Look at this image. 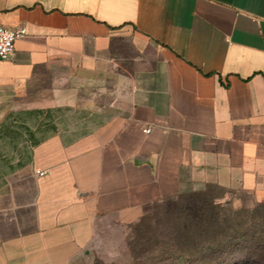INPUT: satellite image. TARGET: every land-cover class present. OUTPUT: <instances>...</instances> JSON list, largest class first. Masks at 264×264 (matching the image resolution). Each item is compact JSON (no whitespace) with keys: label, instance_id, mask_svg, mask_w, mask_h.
I'll return each instance as SVG.
<instances>
[{"label":"crops","instance_id":"crops-1","mask_svg":"<svg viewBox=\"0 0 264 264\" xmlns=\"http://www.w3.org/2000/svg\"><path fill=\"white\" fill-rule=\"evenodd\" d=\"M0 24L28 30L0 61V137L27 131L0 264H97L115 224L210 185L264 202V0H0Z\"/></svg>","mask_w":264,"mask_h":264},{"label":"rangeland","instance_id":"rangeland-1","mask_svg":"<svg viewBox=\"0 0 264 264\" xmlns=\"http://www.w3.org/2000/svg\"><path fill=\"white\" fill-rule=\"evenodd\" d=\"M16 128L14 141H9L5 135L0 137V154L6 156L0 159L2 167L7 165L10 156L12 161L26 156L21 155L27 135L26 128ZM0 178L3 179V176L0 175ZM180 197L176 200L183 206L203 209L213 207L219 214L228 216L231 222H244L242 233L251 229L255 241L262 237L264 242V203L256 202L251 196L210 185L202 190L181 193ZM167 202H156L149 206L135 222L115 224L108 229L98 241L97 264H204L200 262L203 260L200 248L196 255H188V251L193 252L195 249L183 248L182 251L176 247H167L170 243V229L175 221L174 212L168 210ZM156 239L161 240V247L155 246ZM259 254L264 259V250ZM243 257L238 252L237 259ZM256 264L264 263L257 261Z\"/></svg>","mask_w":264,"mask_h":264},{"label":"trees","instance_id":"trees-1","mask_svg":"<svg viewBox=\"0 0 264 264\" xmlns=\"http://www.w3.org/2000/svg\"><path fill=\"white\" fill-rule=\"evenodd\" d=\"M180 196L181 193L158 201H168L166 206L174 212L175 217L167 247H176L179 250L194 248L193 252L188 251V255H196L201 251L203 260L200 262L204 264L264 263L263 255L259 254L264 250L263 238L255 241V234L251 229L242 233L244 222H231L228 216L219 214L213 207L203 209L191 205L183 206L176 200ZM160 243L161 240L156 239L155 246L161 247ZM238 252L244 256L243 259H237Z\"/></svg>","mask_w":264,"mask_h":264},{"label":"built area","instance_id":"built-area-1","mask_svg":"<svg viewBox=\"0 0 264 264\" xmlns=\"http://www.w3.org/2000/svg\"><path fill=\"white\" fill-rule=\"evenodd\" d=\"M27 27L20 26H8L0 24V61L9 58L16 51V42L27 35ZM146 133L151 132V128L144 129ZM36 173L40 176L45 174V171L36 170Z\"/></svg>","mask_w":264,"mask_h":264}]
</instances>
